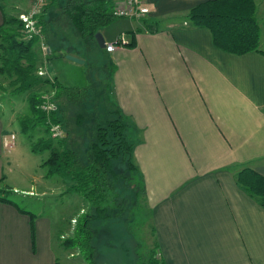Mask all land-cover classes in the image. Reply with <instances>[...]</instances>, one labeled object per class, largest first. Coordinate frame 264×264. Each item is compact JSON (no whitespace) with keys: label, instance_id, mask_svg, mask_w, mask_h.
Segmentation results:
<instances>
[{"label":"crops","instance_id":"obj_1","mask_svg":"<svg viewBox=\"0 0 264 264\" xmlns=\"http://www.w3.org/2000/svg\"><path fill=\"white\" fill-rule=\"evenodd\" d=\"M7 1L24 10L31 5ZM201 1L143 0L149 12L117 17L101 29L106 42L127 39L105 49L114 65L109 96L132 121L133 159L144 181L136 212L145 209L141 227L154 237H145L141 251L135 243L129 255L132 248L119 252L105 229L97 241L106 254H96L97 264H139L152 249L167 264H264V206L237 181L246 166L264 175V42L260 35L262 51L220 47L208 26L188 18ZM51 49L50 59L59 58ZM50 61L52 73L43 69L53 78L58 72ZM60 61L53 63L61 67ZM5 116L0 112V184L33 193L32 185L24 188L12 177L17 143ZM63 187V195L77 194ZM60 226L44 210L0 198V264H71L60 259L66 235L59 236ZM64 250L68 257L80 253Z\"/></svg>","mask_w":264,"mask_h":264},{"label":"trees","instance_id":"obj_2","mask_svg":"<svg viewBox=\"0 0 264 264\" xmlns=\"http://www.w3.org/2000/svg\"><path fill=\"white\" fill-rule=\"evenodd\" d=\"M115 6L116 0H67L62 5H57V0H47L38 20L41 33L32 39L23 37L22 22H13L5 18L0 25V73L11 78L17 90L21 92L31 90L29 105L32 114L26 121H21L22 127L26 132L42 127L50 136L45 141L41 139L32 142V150L36 152L48 150L49 155L42 163L47 167L46 173L61 176L67 185L66 191L79 194L88 204L87 209H80V213L74 216L76 222L72 234L68 237L62 235L61 238L62 246L77 248L88 264H97L96 254L102 252V245L105 243L99 245L97 239L100 234L105 233L106 226H110V221L106 220L110 218L120 220L123 216L122 211H126L123 204L126 199L119 197V194L125 189L122 184H130L127 172H138L142 178V173L133 159L135 143L128 133L132 121L113 102L109 103L112 100L109 96L110 74L114 70V65L109 63L106 48H101L95 37L97 32L115 18L125 17L114 13ZM53 8L57 9V14L48 20L49 10ZM256 12L255 0H204L190 10L188 18L195 25L208 26L215 43L220 47L243 53L250 50L262 51L260 24ZM54 24L57 33L55 38L63 41L59 46L51 45L53 31L50 28ZM10 25L17 26V29L9 27ZM82 41L86 42V46ZM40 42L46 45L48 51L51 48L54 50L53 47L59 51L68 49V54L84 57L85 60L89 59L87 53H98L97 55L105 58L103 66L110 68L108 83H105L103 76H98V81L93 78L81 86L67 85L59 80L57 75L53 78L46 74L40 75L38 73L40 67H46L52 73L48 66L52 58L49 55L51 52L43 49L45 51L42 50L43 55L41 49L37 47ZM95 47L103 51L97 52ZM42 86L47 89L35 91L44 88ZM90 89L102 91V99L93 105L90 112L81 110L76 114L77 121L83 125L85 120L88 122L85 140L89 142L87 152L82 158L81 149H76L68 142L62 99L80 103L85 100ZM52 91L58 108L50 112L43 111L40 104L46 99L45 95ZM52 123L62 125L65 130L62 137L54 138L51 135ZM237 181L264 206L263 174L246 166L238 171ZM0 198L7 199L1 195ZM134 208L132 206L130 210ZM102 220H105L101 223L104 226L93 225L94 222ZM139 264L167 263L159 257L155 249H152L147 261H141Z\"/></svg>","mask_w":264,"mask_h":264},{"label":"rangeland","instance_id":"obj_3","mask_svg":"<svg viewBox=\"0 0 264 264\" xmlns=\"http://www.w3.org/2000/svg\"><path fill=\"white\" fill-rule=\"evenodd\" d=\"M66 1L67 0H57V5H62ZM1 3L6 10L7 20H11L13 22H22L21 13H23L25 10L28 11L31 6L30 5L27 9L24 10L22 7H17L14 4V1L4 0L1 1ZM31 3L32 0L30 4ZM256 3L258 6L256 17L259 24L262 26L261 37L263 38L262 40L264 42V0H256ZM56 11V8L49 10L47 16L48 20H51V17L57 14ZM9 27H14V29H17V26L15 25H10ZM55 27L56 26L54 24L53 27L50 28L53 31L51 37V45L59 46V44L63 43V41L55 38V36H57ZM82 43L86 46V42L82 41ZM262 46L264 47V43ZM53 49L54 50H52V53H55V56L59 57L54 58L53 60L60 61L61 59V61L59 62L61 64V67L56 65V63H53V60L50 61V64L52 62L51 67L57 70V77L64 84L81 86L86 82L88 83V81L93 78L98 81V76H103L105 83H108L110 68H108L107 66H103L105 58H103L101 55H97L98 53H87L89 54L88 58L90 60H85L86 58L83 57L82 59H84V62H77L66 58L68 49H62L61 51H59V49H55L54 47ZM94 49L97 52L103 51L101 50V48L97 47H95ZM106 58L108 59V57ZM45 86H42L44 88L35 91H45L47 89V87ZM16 87V84L14 82H11V78H9L6 74L0 73V112H3V114L6 113V119L11 118L12 123L10 126V130L16 135L15 144L17 143V146L10 158V165L13 169V172L11 174L13 175V178L17 177L19 182H21L20 186L28 188L32 185V189L34 191L33 193H25L21 190L13 191V189L0 184V195L5 198L13 199L20 206L27 207L29 209H35L38 212L44 210L45 215L48 214L50 216H54L58 223L61 225L59 229V236L63 231L66 233L65 236L68 237L72 234L75 228V224H71L70 220L73 215L75 216L77 213H80L79 209L82 201L80 200V198H74V195L77 194H74L73 196H71L72 194L63 195L65 190V188L63 187V178L59 175H48L46 173L47 167L43 166L42 163L48 157L49 151L45 150L43 152H36L32 150V142L35 143L41 139H44L45 141L50 136L48 132H46L45 128L42 127L29 129L28 132L23 129L21 121H26V118L32 114L29 105L31 90L21 92L17 90ZM47 92H49V89L47 90ZM101 92L102 91L90 89L85 100L77 104L61 98L64 105L63 116L69 135L68 142L72 144V146H74L76 149H81L80 155L82 158L87 152V143L89 142H86L85 140V131L88 127V122L85 120V125H83L82 122L77 121L76 114L81 110L90 112V109L93 108V105L97 101L102 99ZM110 102H112V100L109 101V103ZM127 173L129 175L130 184H122L125 189L122 190V193L120 192L121 194H119V197H125L126 199V201H123L126 211H122L123 216L120 218V220H114L112 218L106 220L110 221V228H106V234L112 237L114 245L117 247L119 252L127 247H131L132 249L128 252V254L131 255V251L133 250V248L136 250L135 246L137 244L140 245L138 246V249L140 251L142 249H145L144 247L146 240L144 239L146 236L149 237L150 242H153L154 236L151 237V228L147 229V231L144 232L145 227H141V225L143 224L142 220L146 221L147 218L145 209L142 210L140 207L136 212L137 207H139L137 199H139L140 192L143 191V178H141L140 174L135 171H129ZM58 183L62 184V187H59ZM43 190L45 192H43ZM35 192L36 194H34ZM132 206L135 207L134 210H130V207ZM104 221L105 220L94 222L93 225L102 226L101 223ZM150 242L149 246L147 245V247H151ZM135 243L136 245H134ZM106 247L107 246H103V248ZM64 249L65 248L62 249L63 255L60 256V259L63 262L67 261V259L69 258L71 264H88L82 254L79 253L75 255H69L68 257L67 254H64ZM76 249L77 248H71V251H76ZM103 254H106L105 250H103ZM110 257L111 256H109V258ZM113 261H115L116 264H120L119 262L117 263V261H119L118 259ZM133 261L135 260L133 259ZM136 262L137 261L131 264H136ZM103 264L108 263L107 261H104Z\"/></svg>","mask_w":264,"mask_h":264},{"label":"built area","instance_id":"obj_4","mask_svg":"<svg viewBox=\"0 0 264 264\" xmlns=\"http://www.w3.org/2000/svg\"><path fill=\"white\" fill-rule=\"evenodd\" d=\"M47 0H32L31 6L28 11L21 13L23 22V37L25 39H32L35 36L40 35L39 16L46 5ZM149 11L148 6L144 5L143 0H122V2H116L114 13L118 16L125 17H140ZM127 39L124 36H118L114 41L106 42V49L112 51L117 45H121L126 42ZM42 47L46 50V45L42 43ZM39 74L44 75L45 70L39 68ZM54 92H50L45 95V100L40 104V108L43 111L50 112L58 108L57 102L53 99ZM51 135L54 138H60L64 135L65 130L60 123H52L50 125ZM11 138H15V134L11 135ZM6 145H10L8 140H5ZM71 222L75 223L76 218L72 217ZM64 236V235H63Z\"/></svg>","mask_w":264,"mask_h":264},{"label":"water","instance_id":"obj_5","mask_svg":"<svg viewBox=\"0 0 264 264\" xmlns=\"http://www.w3.org/2000/svg\"><path fill=\"white\" fill-rule=\"evenodd\" d=\"M95 37H96V41L100 47H102V48L106 47V40H105L101 31L97 32ZM66 58L73 60V61H77V62H84V59H82L76 55H72V54H67Z\"/></svg>","mask_w":264,"mask_h":264}]
</instances>
